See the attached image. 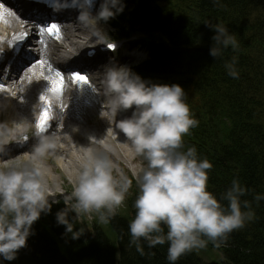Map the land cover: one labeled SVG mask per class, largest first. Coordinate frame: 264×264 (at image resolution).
Wrapping results in <instances>:
<instances>
[{
    "label": "trees",
    "instance_id": "trees-1",
    "mask_svg": "<svg viewBox=\"0 0 264 264\" xmlns=\"http://www.w3.org/2000/svg\"><path fill=\"white\" fill-rule=\"evenodd\" d=\"M120 5L123 11L110 20L120 35L141 32L149 39L152 58L141 70L186 93L198 126L184 137L185 148L195 146L212 164L208 190L227 207L223 194L239 179L247 189L241 201L254 213L243 228L186 253L176 264H264V199L256 200L264 197V0H122ZM220 24L236 36L239 48H221L213 56ZM233 57L238 78L225 67ZM133 192L127 209L98 210L107 222L73 221L67 213L72 233L51 207L34 223L17 258H0V264H169L167 242L154 247L143 238L132 242L138 188ZM198 250H218L221 261L207 260Z\"/></svg>",
    "mask_w": 264,
    "mask_h": 264
},
{
    "label": "clouds",
    "instance_id": "clouds-1",
    "mask_svg": "<svg viewBox=\"0 0 264 264\" xmlns=\"http://www.w3.org/2000/svg\"><path fill=\"white\" fill-rule=\"evenodd\" d=\"M83 3L91 7L94 0H83ZM118 5L120 0H104L98 17L92 19L84 12L79 19L86 24H94L96 19L107 21L123 11V6ZM216 31L218 34L213 39L217 46L211 55H220L221 48L231 46L233 51L239 48L236 36L229 34L223 24L217 25ZM112 46L114 49L115 45ZM235 64L233 57L225 67L229 76L238 78ZM83 79L88 81L87 76ZM102 83L108 109L103 115L113 119L120 110H132L131 117L121 120L117 126L130 141L133 154L147 162L136 174L138 194L129 226L133 243L141 238L150 247L167 242V260L169 264H176L186 253L205 248L209 241L226 239L253 218L254 213L245 210L249 209L248 202L241 201L247 189L239 179H234L223 194L227 207L208 190L212 164L198 155L195 146L185 148L184 137L198 126V121L179 84L149 85L128 67L115 66L106 69ZM27 127L17 124L9 128L0 123V152L4 151V145L17 139V132L24 133ZM35 129L39 143L30 155L22 157L33 166L29 168L19 161L0 165V258L7 261L17 258L32 234L34 223L52 207L49 197L53 189L48 185L49 168L43 158L57 147L58 138L55 134L45 135L46 127H41L39 122ZM71 183L73 191L66 202L75 198L71 208L78 213L106 208L112 214L124 203L131 186L127 177L120 176L117 180L113 176L111 160L95 156L90 149L84 153L80 171ZM261 199L264 197H256L257 201ZM57 220L72 233L67 210L58 212ZM101 220L107 222L104 216ZM79 235L77 232L73 238ZM137 250L143 254L142 249Z\"/></svg>",
    "mask_w": 264,
    "mask_h": 264
},
{
    "label": "bare ground",
    "instance_id": "bare-ground-1",
    "mask_svg": "<svg viewBox=\"0 0 264 264\" xmlns=\"http://www.w3.org/2000/svg\"><path fill=\"white\" fill-rule=\"evenodd\" d=\"M2 10L3 9H0V11ZM9 15L12 16V11L9 12ZM6 17L8 19V15H6ZM67 41L72 46L77 47V43L73 40L67 39ZM41 78L38 75L37 81L34 80L35 83L33 84V91L30 94H24L23 90L21 89L22 83L19 89L15 87V89H18V94H16V97L22 98L20 102H18L20 104L18 106L19 109L16 112L15 108L17 107L13 106V103L0 98L2 104L1 111L6 116L7 122L5 124L8 127L11 128L14 125V122L22 124L25 121L23 116L24 113L26 116H35V111H33L32 105L34 101L38 99L37 93L39 90L40 92L43 90L46 91V93H44L45 97L47 95L56 96L54 93L55 84H53V81L49 79L51 81L45 83L44 79ZM101 98L102 100H107L105 95ZM118 112L122 113V115L119 117L115 116L113 119H109L103 115L104 122H101L102 125H100L101 133L99 135H94L89 130H82L83 128L81 127V124L85 123L86 121L84 116L76 111H73V109L67 110L65 108H61L60 116L62 115V117L66 118H61L58 123L57 130L53 133L58 138L57 147L51 150L53 153V158H49V160L59 166H68L71 176L75 174V168L80 170V164L84 158V153L89 150L86 148V146H89L92 153L100 158L114 160L120 157L127 162L132 163L136 161L138 158L131 150L130 141L117 126L121 120L130 118L131 116L127 114L126 110H120ZM69 119L73 122L71 125L68 123ZM18 133L19 132H17V134ZM90 136L92 138H90ZM28 164L30 168L33 166L30 163Z\"/></svg>",
    "mask_w": 264,
    "mask_h": 264
},
{
    "label": "rangeland",
    "instance_id": "rangeland-1",
    "mask_svg": "<svg viewBox=\"0 0 264 264\" xmlns=\"http://www.w3.org/2000/svg\"><path fill=\"white\" fill-rule=\"evenodd\" d=\"M110 34H111V32H110ZM82 37L85 38L83 35H82ZM94 37H95V35H93V34H88L86 36V38L88 40H92ZM140 158H141L140 161L129 164V165H132L134 168H132V166L130 169L125 168L126 171L122 170L119 166L118 167L116 166V168L113 167V171L115 174L113 176L117 180H119L120 176L127 177V179H128V176L130 177L132 172L135 174H138L139 169L141 167H146V163H147L142 157H140ZM144 161L146 162L145 164H143ZM125 165L127 166L126 162L124 163V166ZM47 166L50 167V172L52 174L51 179H50V183H51L50 188L53 189V191H55L56 193H58V195L53 194L52 196L49 197L50 203H55L59 200H64L66 202V197H68V194H70L73 191V184L71 183V180H73V178L70 177L68 171L64 167H58L57 166V169L59 170V173H58V172H55L56 166L54 164L48 163ZM131 170H132V172H131ZM77 172H78V170H77ZM57 187L60 188V191L55 190ZM130 189H131V187L129 188V191H130ZM129 191L127 193H129ZM127 193H126V197H127ZM126 197H125V200H126ZM74 199L75 198H72V200L70 202H66V203L68 205L75 204V201H73ZM120 207H123V204ZM115 209H117V208H115ZM69 212H71L72 214L74 213V215L70 214V216L83 217L86 215V216H88L89 219H92L94 216L93 210L90 212H82L81 211L78 213L75 209L71 208V209H69ZM198 253H199V256H201V257L203 256L207 260L210 258H212V259L214 258V259L221 261V259H219L220 258L219 257L220 252L218 250H213L211 253H208V252L205 253L204 252L202 254H201V251L198 250Z\"/></svg>",
    "mask_w": 264,
    "mask_h": 264
},
{
    "label": "snow or ice",
    "instance_id": "snow-or-ice-1",
    "mask_svg": "<svg viewBox=\"0 0 264 264\" xmlns=\"http://www.w3.org/2000/svg\"><path fill=\"white\" fill-rule=\"evenodd\" d=\"M54 31H55V29H54ZM111 47H114V46H111ZM47 118H48V113L46 112L44 114V117H43L42 121H41V127H44L45 126V122H46Z\"/></svg>",
    "mask_w": 264,
    "mask_h": 264
}]
</instances>
